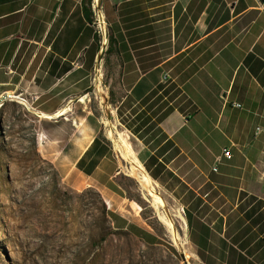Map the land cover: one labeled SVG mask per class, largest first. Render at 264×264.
I'll return each mask as SVG.
<instances>
[{
    "label": "crops",
    "instance_id": "1",
    "mask_svg": "<svg viewBox=\"0 0 264 264\" xmlns=\"http://www.w3.org/2000/svg\"><path fill=\"white\" fill-rule=\"evenodd\" d=\"M97 4L115 41L109 98L117 130L137 147L152 180L184 208L186 248L195 264H264V0ZM90 27L81 0H0V76H8L0 80V94L23 96L1 88L20 69L16 74L28 79L24 92L42 99L30 107L55 123L42 145L48 158L67 160L56 166L63 180L98 191L114 230L159 246L167 234L160 236L143 219L115 180L122 157L111 140L89 111L82 120L73 116L75 109L86 111L76 102L87 94L39 86L47 77L44 64L52 67L49 76L57 77L65 65L63 78H86L88 59L78 69L68 63L91 41ZM207 142L221 153H198L197 145Z\"/></svg>",
    "mask_w": 264,
    "mask_h": 264
},
{
    "label": "rangeland",
    "instance_id": "2",
    "mask_svg": "<svg viewBox=\"0 0 264 264\" xmlns=\"http://www.w3.org/2000/svg\"><path fill=\"white\" fill-rule=\"evenodd\" d=\"M97 15L96 8L95 25L88 30L91 41L86 42L78 54H71L68 63L70 69H78L88 59L86 78H63L64 65L60 70L62 72L58 73L61 78L57 79L58 76H49L51 65L44 64L47 76L44 79L48 78V81L42 79L39 86L43 90L62 86L68 88V92L69 89L74 90L77 97L86 93L83 102L75 100L79 105L86 104V111L75 109L73 116L82 120L89 111L100 133L111 140L108 131L112 130L129 146L130 154L139 163L137 147L130 146L129 137L119 132L120 127L117 130L114 122L109 103L113 66L109 62L111 55L106 58L105 54L112 31L106 22L104 29L100 30ZM94 31L99 39L93 42ZM42 49L46 53L51 51L49 48ZM19 72L20 69H16L9 73L11 84L1 88L23 92L22 98L26 97L24 104L5 101L4 92L0 94V264H195L194 257L186 248L184 208L178 206L176 199L148 175L155 186V195L164 201L168 212L165 208L160 211L155 208L151 203L152 196L130 171L129 161L112 140L110 142L115 151L123 158L115 180L141 208V215L152 228L153 225L164 228L167 237L159 246L146 245L131 235L116 233L107 215L102 212V201L96 194L98 191L93 188L75 189L63 180L56 166L67 160L48 158L47 147L42 145L48 137L45 133L55 123L43 119L38 111L30 107V103L41 102L42 99L40 101L35 95L27 93L30 91L24 92L28 79H21L16 74ZM3 76L0 80L8 77ZM62 95L65 96L64 93ZM105 97L108 104L104 106ZM108 114H111V120ZM213 135L215 138L218 136L216 131ZM60 143H57V148ZM217 145L209 142L198 144L196 151L219 155L222 148H217ZM173 152L171 149L170 153ZM209 163L208 168L211 167ZM159 212L172 219L183 246L174 243L169 230L159 219Z\"/></svg>",
    "mask_w": 264,
    "mask_h": 264
},
{
    "label": "bare ground",
    "instance_id": "3",
    "mask_svg": "<svg viewBox=\"0 0 264 264\" xmlns=\"http://www.w3.org/2000/svg\"><path fill=\"white\" fill-rule=\"evenodd\" d=\"M96 1H98V0H96ZM100 16H101L100 17L101 18V23H103V21H102L103 16L101 14H100ZM105 105H107V102H104V106ZM64 112H65V110L62 109L59 112H57L55 114V116H60ZM108 132H109V135H110V138H111L112 142H114L115 146L122 152L123 157L129 161V163H130V171L133 172L136 177H138V179L140 180L142 186L152 196L151 197V203L159 211H160L161 208L164 209L165 206H166L165 203H164V201L155 195V186H154L153 182L151 181V179L148 176V174L139 165V163L137 162V160L132 157V155L130 154L131 152L129 151V146L122 139H120L119 137H117L112 130H110ZM158 216H159L160 221L169 230V232L171 234V237H172L174 243L180 244V245L183 246V242L181 241V238L179 237V235H178V233H177V231L175 229V226H174L173 222L171 221L172 219L169 218L167 215H165V213L162 214V213L159 212V215ZM186 256H188V255H186Z\"/></svg>",
    "mask_w": 264,
    "mask_h": 264
},
{
    "label": "trees",
    "instance_id": "4",
    "mask_svg": "<svg viewBox=\"0 0 264 264\" xmlns=\"http://www.w3.org/2000/svg\"><path fill=\"white\" fill-rule=\"evenodd\" d=\"M92 4H93V0H81V10H82V15L84 20L91 26H94L95 24V17H94V11L92 9ZM99 39L97 32L94 33V40L97 41ZM115 41L113 38L112 33H109L108 36V47L105 51L106 54V58L110 55H112L115 51ZM109 102L112 105H115V102L112 99V96H110L109 98ZM104 141H106L107 143H109V140L104 138ZM90 191V190H89ZM96 194H98V197L101 199L102 201V212L104 215H106V205L103 202L100 194L98 192H96ZM143 214V213H142ZM143 219L145 218L144 215H142ZM145 220V219H144ZM153 229L160 235L163 236L165 233L164 228H155V226L153 225ZM116 233H121L124 235H131L128 231L125 230H114Z\"/></svg>",
    "mask_w": 264,
    "mask_h": 264
},
{
    "label": "built area",
    "instance_id": "5",
    "mask_svg": "<svg viewBox=\"0 0 264 264\" xmlns=\"http://www.w3.org/2000/svg\"><path fill=\"white\" fill-rule=\"evenodd\" d=\"M96 8H97V10H98V19H97V22H98V25H99V28H100V30H103L104 29V26H105V20L104 19H102V21H103V23H101V16H100V10H99V8H98V6H97V1L96 0H94L93 1V4H92V9H93V11H96ZM5 101L6 100H8V101H20L22 104H24V102H25V99L24 98H22L20 95H16V94H13V93H6V94H4V98H3ZM3 100V101H4ZM233 106H235V107H241V105L239 104V103H235V104H233ZM260 127H257L256 128V130L257 131H260ZM222 156L223 157H225L226 159H230L231 158V153H230V151L229 150H226V149H224L223 150V153H222ZM221 159H222V157H218L217 159H216V164L213 166V168H212V170L214 171V172H216L217 171V166H218V164L221 162Z\"/></svg>",
    "mask_w": 264,
    "mask_h": 264
},
{
    "label": "water",
    "instance_id": "6",
    "mask_svg": "<svg viewBox=\"0 0 264 264\" xmlns=\"http://www.w3.org/2000/svg\"><path fill=\"white\" fill-rule=\"evenodd\" d=\"M97 6H98V4H97ZM159 193V192H158ZM166 210V212H168V210L167 209H165ZM182 253V256L184 257V254H183V252H181ZM185 258V257H184Z\"/></svg>",
    "mask_w": 264,
    "mask_h": 264
}]
</instances>
